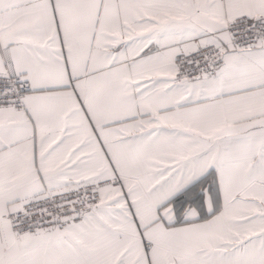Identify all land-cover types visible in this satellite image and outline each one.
Returning a JSON list of instances; mask_svg holds the SVG:
<instances>
[{"label": "snow or ice", "instance_id": "6c2138e0", "mask_svg": "<svg viewBox=\"0 0 264 264\" xmlns=\"http://www.w3.org/2000/svg\"><path fill=\"white\" fill-rule=\"evenodd\" d=\"M0 264H264V0H0Z\"/></svg>", "mask_w": 264, "mask_h": 264}]
</instances>
